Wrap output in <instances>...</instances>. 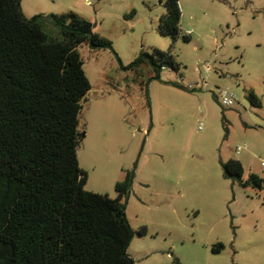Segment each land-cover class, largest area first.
Listing matches in <instances>:
<instances>
[{
    "label": "rangeland",
    "instance_id": "1",
    "mask_svg": "<svg viewBox=\"0 0 264 264\" xmlns=\"http://www.w3.org/2000/svg\"><path fill=\"white\" fill-rule=\"evenodd\" d=\"M165 1L21 0V10L73 13L111 42L77 49L91 89L76 154L84 190L110 199L134 169L122 201L133 264H264V189H243L222 168L237 160L243 181H264V0H179L188 42L159 34ZM153 50L169 51L178 70H126ZM222 90L234 95L229 108Z\"/></svg>",
    "mask_w": 264,
    "mask_h": 264
},
{
    "label": "trees",
    "instance_id": "2",
    "mask_svg": "<svg viewBox=\"0 0 264 264\" xmlns=\"http://www.w3.org/2000/svg\"><path fill=\"white\" fill-rule=\"evenodd\" d=\"M163 7L159 34L188 42L179 0ZM94 27L73 13L26 18L21 0H0V264H133L127 251L135 233L122 201L134 169L123 171L110 199L84 190L76 154L81 102L91 89L77 49L112 50ZM143 64L156 75L178 70L170 52L158 50L141 51L126 70ZM250 101L259 105L253 94ZM222 168L243 189H264L255 175L242 180L239 161Z\"/></svg>",
    "mask_w": 264,
    "mask_h": 264
},
{
    "label": "built area",
    "instance_id": "3",
    "mask_svg": "<svg viewBox=\"0 0 264 264\" xmlns=\"http://www.w3.org/2000/svg\"><path fill=\"white\" fill-rule=\"evenodd\" d=\"M221 105L224 107H231L234 104V95L228 90H222L220 92ZM240 149H237V153Z\"/></svg>",
    "mask_w": 264,
    "mask_h": 264
}]
</instances>
